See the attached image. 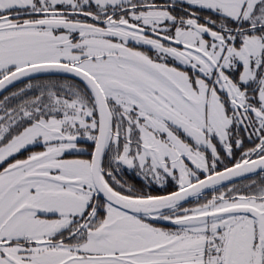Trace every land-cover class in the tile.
<instances>
[{
	"label": "snow or ice",
	"instance_id": "obj_1",
	"mask_svg": "<svg viewBox=\"0 0 264 264\" xmlns=\"http://www.w3.org/2000/svg\"><path fill=\"white\" fill-rule=\"evenodd\" d=\"M0 264H264V0H0Z\"/></svg>",
	"mask_w": 264,
	"mask_h": 264
}]
</instances>
